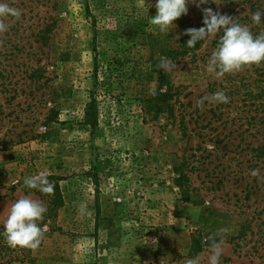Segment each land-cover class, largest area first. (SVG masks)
Instances as JSON below:
<instances>
[{"label":"rangeland","instance_id":"obj_1","mask_svg":"<svg viewBox=\"0 0 264 264\" xmlns=\"http://www.w3.org/2000/svg\"><path fill=\"white\" fill-rule=\"evenodd\" d=\"M0 2L21 13L0 32V233L18 199L47 208L26 177H63L64 198L38 248L0 235V264H209L213 242L220 264H264V143H243L246 125L230 122L245 114L244 81L264 76L252 64L207 71L222 31L177 57L180 23L204 24L210 8L252 32L264 0H188L167 32L149 24L156 0ZM162 60L164 83L152 70ZM95 82L93 132L84 116ZM168 88L169 109L149 110L152 91ZM218 91L227 104L212 100Z\"/></svg>","mask_w":264,"mask_h":264},{"label":"clouds","instance_id":"obj_2","mask_svg":"<svg viewBox=\"0 0 264 264\" xmlns=\"http://www.w3.org/2000/svg\"><path fill=\"white\" fill-rule=\"evenodd\" d=\"M195 2V0H193ZM208 0H200L201 4ZM188 0H156L155 16H150L149 24L156 26L160 32H167L174 27V22L181 16L186 15ZM8 15L19 17L21 13L0 2V32H5L8 25L3 17ZM264 17V12L257 11L252 20L259 23ZM204 27L187 30L191 38L187 41L188 47H194L197 42L205 40L208 36L222 31V36L216 51L209 59L207 71L214 72L217 77L234 73L244 66L264 62V33L254 36L247 26L236 23L229 16L213 12L212 9H204ZM168 65L164 60L160 63V69L164 71ZM205 100L207 97L204 98ZM212 100L227 104L228 96L223 91L213 93ZM204 100L197 101V107H201ZM255 174V173H253ZM29 189H36L42 193L50 194L54 190V183L49 180L47 173L26 177L23 181ZM84 206L81 205V211ZM46 213V207L41 201L34 200L29 196L18 199L11 207L10 213L4 223L3 235L7 244L11 247H27L36 249L43 240L44 231L38 224ZM212 254L209 256V264H220L223 249L220 243L213 242ZM186 264H199V258L194 257L186 261Z\"/></svg>","mask_w":264,"mask_h":264},{"label":"trees","instance_id":"obj_3","mask_svg":"<svg viewBox=\"0 0 264 264\" xmlns=\"http://www.w3.org/2000/svg\"><path fill=\"white\" fill-rule=\"evenodd\" d=\"M245 18L248 17L246 16ZM204 26H205L204 24H201L199 26L191 27L190 29L192 28L199 29ZM180 29H181V44L179 48H177V57L187 55L190 52H195L201 45V41H200L197 42V44L194 47H188L186 44L187 41L191 38L189 35L186 34L188 29L185 27L183 23H180ZM251 33L254 36L264 33V26L260 25L259 23H254V28ZM96 50L97 49L95 48V52ZM94 60L96 65L95 66V72H96L95 77H96L98 71L96 56ZM252 67L254 68V73L257 74L260 73V77L264 76V62L258 64L254 63L252 64ZM152 70L157 72L158 81L160 83H164V81L166 82L167 75L162 71V69H159L158 67H153ZM96 81H98L97 77H96ZM97 84L98 82H95V88L91 92V99L87 103L85 116H84L85 124L91 127L93 132H96L100 127V107H99V101L97 99ZM236 92L240 93L241 89H239L238 87L233 88V94H235ZM243 93L245 94L244 102H246L243 105L244 108L246 107L243 110L245 114L241 115L240 117L232 116L230 122L235 123V121L241 120L242 123L240 124V126L246 125V129L238 131L239 137L241 138L243 143H264V115L261 116L258 115V111L260 110V107H262L263 108L262 110H264V80L254 78L251 81L250 80L244 81ZM171 97H172V93L170 88H168L165 91L161 89L152 91L151 96L148 99L149 110H154L156 114L165 112L170 107V104L168 102ZM259 99L262 102L257 104V100ZM242 117L244 121H242L243 120ZM261 149L262 148H259V151H263ZM260 154L263 155V152H261ZM252 158H254V156L251 157V159ZM251 164L256 165L258 167L260 166V164L258 165L257 161L255 163L252 162ZM180 176L182 177V175ZM48 178L50 181L54 182L53 192L50 194H46L37 191L41 195V197L46 199L45 203L47 204L46 213L43 215L42 219L38 221V224L40 226L46 223L51 217H55L56 210L64 205L63 193L59 184V182L63 179V177L50 174L48 175ZM178 185L183 186L180 178L178 179ZM194 243L198 245V241L195 240ZM200 248L201 247H199V249Z\"/></svg>","mask_w":264,"mask_h":264}]
</instances>
